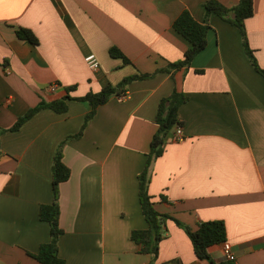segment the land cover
I'll use <instances>...</instances> for the list:
<instances>
[{
  "label": "crops",
  "instance_id": "crops-1",
  "mask_svg": "<svg viewBox=\"0 0 264 264\" xmlns=\"http://www.w3.org/2000/svg\"><path fill=\"white\" fill-rule=\"evenodd\" d=\"M208 1L0 0V130L42 100L66 96L70 87L80 98L183 60L191 44L174 22L185 10L203 22ZM217 1L226 7L240 2ZM252 1L246 28L264 70V0ZM210 25L208 46L190 69L175 80L161 73L132 83L126 101L114 97L101 106L84 137L66 145L64 162L72 173L60 187V255L67 264L153 262L131 235L148 228L139 176L158 130L159 105L175 89L189 99L178 113L184 140L175 142L172 134L152 165L156 210L193 230L224 221L236 263L264 264V77L248 59L237 27L216 15ZM18 28L31 30L39 45L19 39ZM113 47L131 64L111 57ZM92 54L97 70L85 62ZM89 111L87 103L70 102L67 113L43 110L1 137L0 264H41L29 254L51 238L40 208L54 199L53 160ZM166 227L155 264H209L173 220ZM210 254L225 258L223 244Z\"/></svg>",
  "mask_w": 264,
  "mask_h": 264
},
{
  "label": "trees",
  "instance_id": "trees-1",
  "mask_svg": "<svg viewBox=\"0 0 264 264\" xmlns=\"http://www.w3.org/2000/svg\"><path fill=\"white\" fill-rule=\"evenodd\" d=\"M205 18L203 22H198L189 11H184L174 22L175 31L184 37L191 48L186 52L184 59L175 63H170L167 67L158 69L152 74H139L125 78L116 86H107L100 92H90L84 97H72L71 93L76 87L67 89V95L53 102L42 100L35 108L30 109L24 116L20 117L15 125L10 129L0 130L1 137L8 132H18L22 127L33 119L43 110H52L57 114H65L69 111V103H87L90 111L87 113L83 126L79 133L67 137L60 144L55 154L52 166L53 172V193L54 199L51 204L42 205L40 208V219L49 224L51 229V238L48 243L42 244L38 253L29 254L32 258L41 264H67L60 255V239L64 230L60 225L61 204L60 187L71 178V169L64 162V149L69 142L80 140L84 137L90 122L96 117L101 106L108 104L114 97L119 98L128 94L129 86L135 82L147 81L155 78L161 73L171 75L175 80L176 73L183 69H190L194 59L201 54L208 46V36L211 31L210 20L213 15L218 16L225 22L237 27L240 31L245 53L255 70L264 77V70L258 65L255 52L249 44L246 21L253 17L254 6L252 0H240L234 7H226L217 0L208 1L205 6ZM17 35L19 39L29 42L35 46L39 45V40L35 34L28 29L18 28ZM111 57L122 59L125 64H131V61L123 52L113 47L110 49ZM203 73V71H198ZM188 97L178 90L164 99H162L156 117L158 130L153 137L151 149L147 155V161L143 172L139 176L140 202L143 215L148 223L146 230H136L132 232L131 239L140 246V254L148 255L153 258L151 264H155L160 253V245L167 238L166 223L173 220L177 226L183 229L190 238L195 253L200 260L207 261L209 264H237L236 261L223 258L220 261L215 260L210 249L214 246L227 242V227L224 221L202 222L197 230L185 226L178 220L160 214L154 205L153 198L149 193L151 182V168L154 162L159 159L166 151V146L176 127L184 126L179 119L180 108L188 102Z\"/></svg>",
  "mask_w": 264,
  "mask_h": 264
},
{
  "label": "built area",
  "instance_id": "built-area-1",
  "mask_svg": "<svg viewBox=\"0 0 264 264\" xmlns=\"http://www.w3.org/2000/svg\"><path fill=\"white\" fill-rule=\"evenodd\" d=\"M85 62L87 65L92 69V70H97L100 66L99 60L95 55H88L85 58ZM57 85H51L48 87V91L50 93H55L57 91ZM129 98L128 94H124L120 96L118 99L120 102H124ZM173 139L175 142H181L184 140V133H183V128L181 126L176 127L175 132L173 134ZM223 250H224V256L228 260L235 261L234 255L232 253V247L229 243H224L223 244Z\"/></svg>",
  "mask_w": 264,
  "mask_h": 264
}]
</instances>
